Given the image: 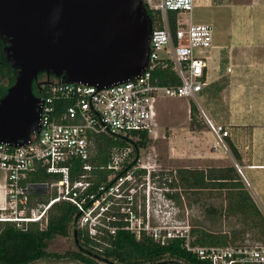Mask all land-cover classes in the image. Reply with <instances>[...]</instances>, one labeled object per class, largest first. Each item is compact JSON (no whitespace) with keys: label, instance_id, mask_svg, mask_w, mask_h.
<instances>
[{"label":"built area","instance_id":"obj_1","mask_svg":"<svg viewBox=\"0 0 264 264\" xmlns=\"http://www.w3.org/2000/svg\"><path fill=\"white\" fill-rule=\"evenodd\" d=\"M142 2L146 9L161 14L163 24L153 26L150 62L144 73L102 89L57 78L40 83L39 131L22 146L0 143V222L19 228L24 223L46 227L55 204L71 203L78 213L76 227L102 249L111 247L109 239L126 231L138 241L145 236L161 246L181 240L183 248L203 264H264V244L259 242L196 244L193 225L188 218H180L173 198L179 189L154 197L151 174L156 169L142 163V148L136 151L132 143L115 146L107 164L93 162L97 136L137 141L145 133L156 139L159 97L198 102L197 95L208 84L214 30L209 24L188 21L196 0ZM171 13L177 17L175 30L170 26ZM159 65L171 66L180 84L155 83L152 74ZM227 71L231 73L232 67ZM212 129L221 138L229 136L222 126ZM76 165L80 170L72 178ZM37 174L48 179L34 181Z\"/></svg>","mask_w":264,"mask_h":264},{"label":"water","instance_id":"obj_2","mask_svg":"<svg viewBox=\"0 0 264 264\" xmlns=\"http://www.w3.org/2000/svg\"><path fill=\"white\" fill-rule=\"evenodd\" d=\"M152 30L142 0H0V37L18 71L0 99V143L22 146L39 131L41 74L100 89L125 82L149 66Z\"/></svg>","mask_w":264,"mask_h":264},{"label":"rangeland","instance_id":"obj_3","mask_svg":"<svg viewBox=\"0 0 264 264\" xmlns=\"http://www.w3.org/2000/svg\"><path fill=\"white\" fill-rule=\"evenodd\" d=\"M214 2L229 3L231 0H214ZM155 3L158 4L159 0H155ZM187 19L193 24L211 25L214 30L215 45L229 48L234 43V35L238 34V21L233 20L231 9L225 6H196ZM159 26L160 23H156V27ZM225 68L227 66H224V75L219 78L218 82L206 87L201 94L197 95L198 102L189 98L159 97L157 103L158 136L156 139H149L148 147L141 152V159L142 163L156 169L151 174L154 197L160 195L161 191L162 193L168 189L173 191L172 189L176 187L182 199L178 206L180 218H188L196 229L205 228L210 232L233 234L235 231L245 230L244 224L240 219L227 215L226 208L221 207V200L215 197L218 192L208 191L204 195L199 190L186 188L185 190L180 184L178 186L175 180L182 169L206 170L235 167L264 215V197H262L264 193L260 192V197H257L250 180V173L253 170L251 166L264 161V151L252 149V145L256 143L253 132L260 130V142L264 143V133L261 130L264 129L261 127L264 126V121L248 119L249 112L252 111L250 104L242 109L241 106H246V104H241L239 100L238 105L234 102L229 89L234 78L233 75H225ZM6 85V79L0 75V88ZM191 103L198 108V119L203 124L201 130L190 128ZM256 124L259 127L256 128ZM213 125L226 129L229 132L228 140L221 139V136L213 131ZM231 143L241 155L243 164L236 160L230 146ZM2 175L3 173L0 172V178ZM258 181L260 188L264 187V176ZM210 195L213 197L209 198ZM238 239L243 244L256 242L263 244V241L254 238L252 232H246ZM47 251L58 257L35 264H80L71 259L77 252L72 232L68 237L57 236L49 244ZM97 263L109 264L103 260H98Z\"/></svg>","mask_w":264,"mask_h":264},{"label":"trees","instance_id":"obj_4","mask_svg":"<svg viewBox=\"0 0 264 264\" xmlns=\"http://www.w3.org/2000/svg\"><path fill=\"white\" fill-rule=\"evenodd\" d=\"M147 12L153 26L160 23L159 28H162L161 14L159 12L153 13L148 8ZM176 19L175 13L169 15L170 26L173 30L176 29ZM5 48L6 43L0 37V75L6 79L7 83L6 86L0 88V99L15 83L18 73L12 61L8 58ZM40 76H44L41 83L56 79L54 76L48 78L46 74ZM152 78L155 83L161 86L180 84L179 78L171 66H157L153 71ZM190 114L191 130H201L203 124L198 119L199 111L194 103H191ZM134 135L137 136V134ZM139 137L137 141H133L128 138L115 140L110 136H97V156L93 159V162L107 164L110 149L115 146L125 147L132 143L136 151L140 148H147L149 144L147 134L142 133ZM228 138L226 137V139ZM230 146L236 160L243 164L242 157L237 149L232 143ZM79 170L78 165L72 168V178ZM103 178L101 176L98 182L102 181ZM47 179L48 177L45 174H37L33 177L34 181H46ZM175 180L182 189L199 190L204 195L208 191L218 192L215 197L221 200V207L226 208L227 215L240 219L245 227L243 231H235L230 234L210 232L205 228L196 229L193 225L196 244L202 246L241 245L243 243L239 242L238 238L246 232H252L254 238L263 241L264 244V215L245 187L244 181L235 167L209 168L206 170L182 169ZM177 193L173 198L176 204L180 206L179 203L182 202V199ZM212 197L210 195L209 198ZM43 199L42 201H45ZM77 217L78 213L74 205L71 203H58L51 208L46 227H41L38 223H24L23 227L19 228L12 222H0V264H35L58 257V255L47 251L49 244L57 236L68 237L71 232L77 247V252L74 253L71 259L80 264H98V260H103L109 264H203L196 256L183 248L181 240H173L169 245L161 246L145 236L138 241L126 231H120L116 237L109 239L112 246L102 249L97 247L98 245L85 232L76 227Z\"/></svg>","mask_w":264,"mask_h":264},{"label":"crops","instance_id":"obj_5","mask_svg":"<svg viewBox=\"0 0 264 264\" xmlns=\"http://www.w3.org/2000/svg\"><path fill=\"white\" fill-rule=\"evenodd\" d=\"M196 6L228 7L233 20L238 21V34L234 35V43L229 48L214 44L210 51L206 87L218 82L224 75V66H227L225 75L230 74L234 78L229 86L234 102L238 105L239 100L241 104H246L241 106L242 109L250 104L252 111L249 112L248 119L264 121V0H231L220 4L214 0H196ZM225 61L227 62L224 63ZM229 67H232L231 73L227 71ZM261 130L264 133V129ZM252 135L253 138L256 137L252 149L264 151V143L260 142L261 131L253 132ZM251 168V186L257 197H260V192L264 193V187L260 188L258 180L264 176V161L257 162Z\"/></svg>","mask_w":264,"mask_h":264},{"label":"flooded vegetation","instance_id":"obj_6","mask_svg":"<svg viewBox=\"0 0 264 264\" xmlns=\"http://www.w3.org/2000/svg\"><path fill=\"white\" fill-rule=\"evenodd\" d=\"M44 76H40L38 80L35 82V87H34V93L38 95V85L41 83L42 79ZM48 77V76H47Z\"/></svg>","mask_w":264,"mask_h":264}]
</instances>
